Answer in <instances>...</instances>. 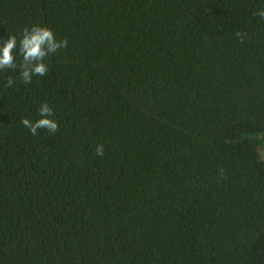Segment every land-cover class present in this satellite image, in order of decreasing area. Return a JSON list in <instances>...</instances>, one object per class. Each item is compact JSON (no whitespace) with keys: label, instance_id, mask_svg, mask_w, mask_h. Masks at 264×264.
Segmentation results:
<instances>
[{"label":"trees","instance_id":"16d2710c","mask_svg":"<svg viewBox=\"0 0 264 264\" xmlns=\"http://www.w3.org/2000/svg\"><path fill=\"white\" fill-rule=\"evenodd\" d=\"M0 264H264V0H0Z\"/></svg>","mask_w":264,"mask_h":264}]
</instances>
